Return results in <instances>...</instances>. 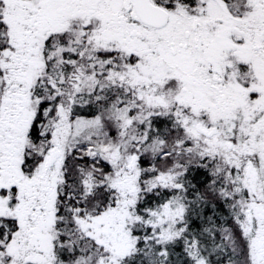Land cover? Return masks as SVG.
I'll return each instance as SVG.
<instances>
[{
	"label": "snow or ice",
	"instance_id": "6c2138e0",
	"mask_svg": "<svg viewBox=\"0 0 264 264\" xmlns=\"http://www.w3.org/2000/svg\"><path fill=\"white\" fill-rule=\"evenodd\" d=\"M0 264H264V0H0Z\"/></svg>",
	"mask_w": 264,
	"mask_h": 264
}]
</instances>
